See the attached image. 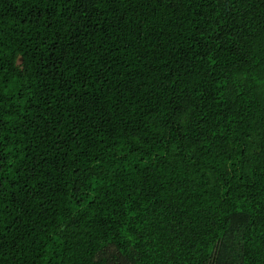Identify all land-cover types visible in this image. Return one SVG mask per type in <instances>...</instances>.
<instances>
[{"label": "trees", "instance_id": "trees-1", "mask_svg": "<svg viewBox=\"0 0 264 264\" xmlns=\"http://www.w3.org/2000/svg\"><path fill=\"white\" fill-rule=\"evenodd\" d=\"M0 264H264V0H0Z\"/></svg>", "mask_w": 264, "mask_h": 264}]
</instances>
